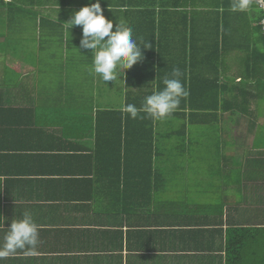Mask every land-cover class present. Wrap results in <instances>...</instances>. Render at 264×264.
I'll list each match as a JSON object with an SVG mask.
<instances>
[{"label":"crops","instance_id":"0c3cea01","mask_svg":"<svg viewBox=\"0 0 264 264\" xmlns=\"http://www.w3.org/2000/svg\"><path fill=\"white\" fill-rule=\"evenodd\" d=\"M57 9L46 8L53 18L32 20L19 34L0 19L9 26L0 35V216L6 218L0 242L24 212L39 225L35 253L17 250L0 264H223L228 226L264 224V102L250 93L247 114L219 111L210 118L211 133L193 131L206 125L186 121L187 149H176V165H198L189 166L194 178H171L167 169L162 178L133 177L138 155L131 145V178L123 180L117 153L105 160L98 155L94 130L86 133V115L124 109L125 93L118 108L100 102V83L92 66L86 67V49H79L82 30H70L67 22L62 30ZM247 10L231 24L247 26L245 48L253 51L260 43L258 12ZM235 52L225 62L231 79ZM246 66L239 67L236 82L247 74ZM182 134L168 130L164 136ZM207 140L211 163L197 156ZM168 146L169 139L162 149ZM236 155L241 163H235ZM241 198L244 206L237 202Z\"/></svg>","mask_w":264,"mask_h":264},{"label":"trees","instance_id":"16d2710c","mask_svg":"<svg viewBox=\"0 0 264 264\" xmlns=\"http://www.w3.org/2000/svg\"><path fill=\"white\" fill-rule=\"evenodd\" d=\"M231 3L232 0H101L105 17L114 21L113 30L118 17L133 29L137 43L148 41L152 45L147 49L141 46L143 59L126 69L125 106L132 104L139 108L146 96L162 90V81L165 76L171 78L173 68L180 69L181 82L188 92L179 108L162 120H154L145 113L132 119L124 109L113 108L98 109L95 114L86 115V133L94 130L98 155L105 160L108 154L113 159L117 153L123 180L131 178L126 171L132 167L131 145L136 146L138 155V177L134 171L132 176L137 179L162 178L161 157L173 155L179 146L187 149L186 121L190 126L201 123L206 128L210 127V118L219 111L247 114L248 100H240L243 95L246 99L245 93H253L264 102V31L261 25L264 11L256 0H249V7L258 12L261 34L260 43H255L256 48L250 51L245 48L247 26L238 21L239 27L231 24L235 16L243 20L242 16L248 10L232 12ZM88 4L89 0H0V19L7 20L11 31L19 34L29 30L25 25L32 20L53 18V14L46 15L43 10L56 7L58 9L52 11L57 14L55 18L63 21L59 22L63 30L64 22H69L75 11ZM70 30H82V26L71 29L70 25ZM231 51H236L235 58L242 52L241 64L249 69L238 82L237 75L231 79L225 74V62ZM86 55V65L92 66V50L86 49ZM246 87H252V90L245 92ZM233 95L231 100L227 99ZM175 122L184 125L177 131L176 125L170 130L183 134L176 136V143L169 141V150L164 148L169 154L165 155L162 143L166 146L165 140H171L173 136L165 138L161 129L163 124L171 127ZM207 145L211 146V143ZM225 232L223 264H264V224L230 225Z\"/></svg>","mask_w":264,"mask_h":264},{"label":"clouds","instance_id":"9594fccd","mask_svg":"<svg viewBox=\"0 0 264 264\" xmlns=\"http://www.w3.org/2000/svg\"><path fill=\"white\" fill-rule=\"evenodd\" d=\"M249 7V0H232L230 10L243 12ZM110 9V8H109ZM68 24L82 26V39L79 49H91L93 54L92 72L103 82H116L125 75L124 70L131 69L143 59L141 46L151 48L147 42L137 43L133 29L117 17L115 22L104 15L101 0H89V4L75 11ZM77 48V47H76ZM78 49V48H77ZM182 73L173 68L171 78L165 76L162 90L154 91L145 97L141 106L128 104L124 111L132 119L145 113L154 120H162L173 114L180 106L181 100L188 95L181 82ZM123 81V80H121ZM124 82V81H123ZM6 218L0 216V228ZM39 242V225L29 212H24L19 219H13L0 242V258L8 257L17 250H27L34 254Z\"/></svg>","mask_w":264,"mask_h":264},{"label":"rangeland","instance_id":"374dc122","mask_svg":"<svg viewBox=\"0 0 264 264\" xmlns=\"http://www.w3.org/2000/svg\"><path fill=\"white\" fill-rule=\"evenodd\" d=\"M37 18H40V17H37ZM37 18H35V19H37ZM41 19V18H40ZM10 30H11V28H10ZM9 32V26H7L6 27V29L0 24V35L2 34V32ZM58 41V40H57ZM56 41V43H58ZM57 60H59V59H57ZM241 62H242V59L241 58H236V59H234V60H232L231 61V66L229 67V69H231V74L232 75H238V73H239V67L241 66V65H243V64H241ZM227 66L229 65V64H226ZM87 67V69L88 68H91V66H89V65H87L86 66ZM110 81H107V82H103V81H101L98 77H97V80H96V83H100V84H98L99 86L97 87V89H96V93H98V94H100V95H102V96H100V97H102L101 98V100H100V102L101 103H103L104 105H110V106H113V107H116V108H118L119 107V105L120 104H122L123 103V99H124V92H123V90H121V88L123 87L122 85H121V80H117L116 82H114V84H110L109 83ZM110 84V85H109ZM233 90V89H232ZM106 93V94H105ZM248 94L249 93H246V99L244 98V95L240 98V100H248ZM232 97H234V95L232 96ZM254 105H252L251 107H253ZM177 126V128H176V130L175 131H177L179 128H180V124L178 123L177 124V122H175V123H173V125L171 126V127H166V126H163L162 127V131L164 132V134L167 132L168 133V130H170V129H174V126ZM239 125L240 124H236V127H239ZM237 129V128H236ZM202 130H208V131H211L212 130V128L211 127H206V128H202V127H195L194 128V130L193 131H202ZM209 136V135H208ZM177 137H176V135L175 136H173V139H171V140H169L171 143L170 144H173V143H176V139ZM166 141V140H165ZM205 144H210L209 143V141L207 140L206 141V143ZM215 152V151H214ZM220 151H217L216 152V158H218V153H219ZM214 153H213V151H212V147L211 146H208V145H206L204 148H203V151L202 152H199L198 154H197V156H199L200 157V155H203L204 156V160H203V162L204 163H206V162H208V163H211V161H213L214 160V155H213ZM200 162H201V160H200ZM242 162V160H241V157L240 156H238V155H236V157H235V163L236 164H238V163H241ZM176 164H179V162H178V159L175 157V153L172 155H169V157L167 156L166 158H165V156H162L161 157V160L159 161V167L161 168V170H165V169H167V170H165L166 171V173H167V175H170V177L171 178H173V176H175L176 178H179V179H185V176H186V178H188V175H190L191 177H195V171L194 170H191L190 169V167L189 166H191V165H189L188 164V166L187 167H185V168H183L182 170H178L177 168H178V165H176ZM184 167V166H183ZM193 169H197L198 168V165H196V164H192V166H191ZM208 170H210L209 168H208ZM204 174H205V177L206 176H209L208 174H210V176H211V172L209 171V173L208 172H204ZM214 198H216V197H214ZM208 199V198H207ZM217 199V198H216ZM211 201H213V205L214 206H220V204L219 203H217V202H219L218 200H213V199H211ZM240 201H243L242 202V204H243V206H244V204L247 202L244 198L242 199H237V202H240ZM218 208V207H217ZM263 214H264V212H263Z\"/></svg>","mask_w":264,"mask_h":264},{"label":"built area","instance_id":"2783aa9c","mask_svg":"<svg viewBox=\"0 0 264 264\" xmlns=\"http://www.w3.org/2000/svg\"><path fill=\"white\" fill-rule=\"evenodd\" d=\"M256 2H258V6L264 11V0H256ZM262 27H263V31H264V20L262 21Z\"/></svg>","mask_w":264,"mask_h":264}]
</instances>
